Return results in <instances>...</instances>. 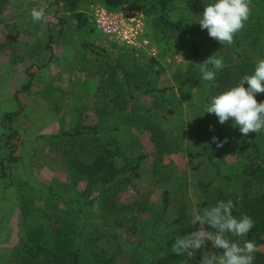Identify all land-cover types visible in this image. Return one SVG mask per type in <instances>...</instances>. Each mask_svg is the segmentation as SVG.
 Wrapping results in <instances>:
<instances>
[{"label":"rangeland","instance_id":"374dc122","mask_svg":"<svg viewBox=\"0 0 264 264\" xmlns=\"http://www.w3.org/2000/svg\"><path fill=\"white\" fill-rule=\"evenodd\" d=\"M101 3L80 0L78 12L87 23L78 34L74 17L58 9L55 0H0V162L4 161L6 174L2 177L0 171V264H55L53 251L60 241L56 234L65 229L56 261L73 264L75 237L83 220L88 224L81 235L89 248L82 251L80 264H157L99 220L86 221L93 215L122 224L136 239L146 240L162 264H200L198 255L211 250L210 242L193 256L172 252L178 236L198 229L191 222L196 211L230 199L237 218L242 206L256 220L264 215V172L237 182L214 181L215 168L203 157L190 156L201 151L203 138L221 175L239 179L255 167L248 136L233 127L231 119L220 124L205 106L211 97L252 74L256 61L264 58V0H251V16L231 46L208 35L213 55L224 62L214 82L201 79L195 64L204 60L193 54L196 42L188 36L160 42L159 65L146 70L125 49L101 37L92 23L91 29V8ZM178 5L170 18L200 29L197 21L203 12L188 14ZM41 7L46 19L33 22L30 10ZM59 19L64 21L62 27ZM50 36L53 41L47 50ZM82 41L92 48H84ZM27 71L33 80L22 90L29 79ZM135 87L163 89V94L142 93ZM256 99L264 102V93ZM17 112L12 127L18 137L11 140L15 145L11 148L4 144L8 131L3 116ZM63 132L80 135H60ZM255 136L264 156V131ZM213 137L227 143L217 147ZM11 152L17 161L8 164ZM99 154L123 173L130 172L136 158L143 159L138 176L109 196L105 213L95 201L100 184L87 192L86 178L76 176L73 167V162L89 164ZM211 181L203 199L199 184ZM163 191L168 193L165 212ZM76 196L82 200L81 213L71 204ZM38 225L45 234L26 237ZM229 238L244 242V237ZM253 240L261 241L253 264H264V222L260 221Z\"/></svg>","mask_w":264,"mask_h":264},{"label":"trees","instance_id":"16d2710c","mask_svg":"<svg viewBox=\"0 0 264 264\" xmlns=\"http://www.w3.org/2000/svg\"><path fill=\"white\" fill-rule=\"evenodd\" d=\"M101 4L105 7H108L113 10H122V9H133L139 11L145 20V24L148 28L149 36L151 37L154 44L157 45L161 43H167L168 41H174L180 37L188 36L195 40L196 46L194 47L193 54H195L198 57H201L203 60L206 58L213 56V53L211 51V46L208 44V32L207 30L197 29L194 25H192L189 22H186L184 20L178 19L173 20L170 18V15L174 13L179 8V2L182 4V8L187 12L188 14H199L202 13L204 10L205 1L204 0H101ZM80 3V0H55V4L57 5L58 9H61L63 12H69L71 13L72 17H74L76 21V31L77 33H81L86 25L87 17L84 16L82 12H78V5ZM60 4H62L63 8H60ZM0 22H2L0 20ZM64 21L59 19V24L62 27ZM91 17H90V26H91ZM92 29V26H91ZM93 30V29H92ZM53 41V37H48V43L45 46L47 50L51 49V42ZM111 41V40H109ZM217 42V41H216ZM112 45L118 46L122 49H125L126 53L131 55L132 58H135L136 60H139L141 64H145L146 70H150L153 66L159 65L157 59L149 58L147 59L146 56L142 54H135V52L126 49L123 46H120L113 41H111ZM82 44L84 48L90 49L92 46L90 44L84 43L82 41ZM137 55L138 57H136ZM141 69V68H140ZM143 70V69H141ZM29 79L27 80L26 84L22 87V90H26L31 86L32 80H33V74L29 73L27 71ZM154 74H159V71H155ZM245 87H247V84H245ZM225 88H227L225 86ZM140 92H147L154 95H161L160 93L163 92V89H143L142 87H135ZM130 94V93H128ZM146 94V93H144ZM163 94V93H162ZM215 96V95H214ZM18 114L17 113H6L3 116V122L6 124L8 134L4 137V144L9 145V147L14 148V144H11V140H14L18 137V134L16 130L12 127V121L13 118ZM60 135L62 136H69V137H77L80 135V133H69V132H63ZM248 149L251 151V159L254 163L255 167H252L249 169L246 173H244V177L239 179H232L231 177H228L226 175H221L218 167L214 164L212 161L207 145L205 144V140L202 138L203 143L201 144V151L196 154H190L191 157H203L206 159L208 164L215 168V174H214V181H239L240 179H247L249 177H255L260 175L262 172H264V156L262 155L261 149L258 146V142L256 141V136L254 133H250L248 135ZM11 152L8 156V158L5 160L6 163L12 164L16 163V158L12 156ZM142 157L139 156L136 158L135 163L131 166L130 172L123 173L118 172L113 164L108 161L105 155H98L96 159L89 163L84 164L80 161L73 162L74 172L75 175L78 177H85L86 178V185H87V192H92L96 185L100 184V189L97 194V197L95 201L99 204L98 208L100 211L105 213V207L108 206V200L110 199L109 196H113L116 192L115 188H120V185L122 183H125L129 181L132 177H137L138 173L137 170L140 168V165L142 163ZM4 161L0 162V171L1 176L4 177L6 174L4 172L5 164ZM212 183L204 184L200 183L199 186L201 188V192L203 195V199L207 197V190L209 188V185ZM71 204H73V210L76 213H81V207H82V200L78 196H76L74 199H72ZM168 208V193L166 191H163L161 194V209L162 212H165ZM241 215H248L246 213V208L242 206ZM81 215V214H80ZM252 218L254 221V227L250 230V232L244 236V241H252L256 245L261 243L260 240L254 241L253 235L256 233L260 221L264 222V215L261 217V220L259 221L255 219V216L252 214L248 215ZM81 217V216H80ZM79 217V218H80ZM101 222V225L110 233L115 234L116 236L123 238L124 240L128 241L132 244L133 247L144 250L147 254L151 255L157 262V264H162V261L156 256V253L151 249V247L148 245L146 240L142 239H136L132 233H130L122 224L113 223L105 220L104 216L93 215L91 218L86 219V221L89 222ZM85 223L84 226H82V229L78 230L77 236L76 232H74V236H76V246L75 251L72 253V263L73 264H80L81 257L83 256L82 251L84 252L85 248H89V242L87 238L84 239L83 235L81 233L84 232L85 226L88 224L83 220ZM40 229V230H38ZM44 229L41 226H37V228L34 229V231L31 230L29 232L30 237L34 235V238H37V234L43 235L45 232ZM36 232V233H35ZM66 236V229L64 231L57 232L55 240H62V236ZM51 236V235H50ZM49 236V238H50ZM56 241V243L59 245V248H61V242ZM58 245L57 249L53 251L55 253V259L54 263L59 264L57 258L61 255L59 251L63 250L62 248L58 251ZM31 246V245H30ZM29 246V248H30ZM50 248V247H49ZM52 249L55 248V244L52 243L51 246ZM30 250H32L30 248ZM155 253V254H154ZM255 254V253H254ZM253 254V255H254ZM201 255H198V260H201ZM254 263V261H253Z\"/></svg>","mask_w":264,"mask_h":264},{"label":"clouds","instance_id":"9594fccd","mask_svg":"<svg viewBox=\"0 0 264 264\" xmlns=\"http://www.w3.org/2000/svg\"><path fill=\"white\" fill-rule=\"evenodd\" d=\"M251 11V0H213L204 5L197 23L202 30H207L210 38L221 45L231 46L235 42V36L249 20ZM30 17L33 22L44 21L45 9H31ZM195 65L203 81L214 82L216 70L222 69L224 62L222 57L213 55ZM260 93H264V58L256 61L252 74L244 75L236 85L211 97L205 106V112L215 114L222 125L231 119L232 126L238 127L243 136L259 134L264 131V102L256 99V95ZM212 142L217 147H223L227 140L218 142L213 137ZM234 207V202L229 199L196 211L191 222L194 226L199 225L198 229L178 236L172 244V252L193 256L198 250L205 249L210 242L211 250L203 252L200 264H253L257 245L248 240L241 244L229 238L244 237L254 227L250 216L235 217Z\"/></svg>","mask_w":264,"mask_h":264},{"label":"built area","instance_id":"2783aa9c","mask_svg":"<svg viewBox=\"0 0 264 264\" xmlns=\"http://www.w3.org/2000/svg\"><path fill=\"white\" fill-rule=\"evenodd\" d=\"M94 30L103 38L129 49L156 59L158 47L149 36L143 15L133 9L113 10L96 4L90 11Z\"/></svg>","mask_w":264,"mask_h":264}]
</instances>
